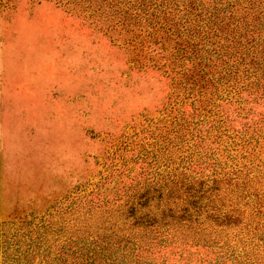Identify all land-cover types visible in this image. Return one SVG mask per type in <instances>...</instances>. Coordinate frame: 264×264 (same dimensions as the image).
<instances>
[{"label": "rangeland", "instance_id": "374dc122", "mask_svg": "<svg viewBox=\"0 0 264 264\" xmlns=\"http://www.w3.org/2000/svg\"><path fill=\"white\" fill-rule=\"evenodd\" d=\"M234 1L0 0V264H264Z\"/></svg>", "mask_w": 264, "mask_h": 264}, {"label": "trees", "instance_id": "16d2710c", "mask_svg": "<svg viewBox=\"0 0 264 264\" xmlns=\"http://www.w3.org/2000/svg\"><path fill=\"white\" fill-rule=\"evenodd\" d=\"M244 4L246 6H243ZM233 6L238 7L235 10V13L237 14L238 20H241L242 33L236 40H232V42L241 48L239 55L240 62L244 63L248 67V70H251L254 73L260 68L262 61H264V47H261L260 50H258L255 40L257 33H259L258 26L259 21L262 19L261 14L264 10V0H235ZM239 11L243 12L241 19ZM229 25L230 24L227 22L220 28L224 31V27L228 28L230 27ZM199 72L202 74L201 71ZM199 72L196 71V69H193L191 77L193 78V76H196L197 78H201V74ZM204 76L205 75H203V77ZM31 227L32 225L30 223L19 225L14 228L15 231L10 234V236L8 235V238H16V240L19 241L17 237L23 238L32 234V231L28 230ZM6 229L8 234L11 230L10 224H7Z\"/></svg>", "mask_w": 264, "mask_h": 264}]
</instances>
